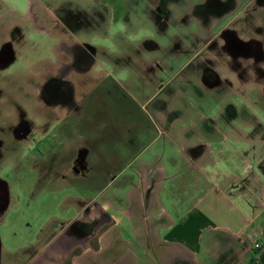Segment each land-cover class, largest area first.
Returning <instances> with one entry per match:
<instances>
[{"label": "rangeland", "instance_id": "obj_1", "mask_svg": "<svg viewBox=\"0 0 264 264\" xmlns=\"http://www.w3.org/2000/svg\"><path fill=\"white\" fill-rule=\"evenodd\" d=\"M25 1L0 2L19 13ZM104 3L117 6V0ZM139 3L144 9L130 13L129 25L125 19L108 24V19L89 17L80 25L65 23L88 41L95 35L89 42L94 52L83 43L82 74L65 77L75 91V111L44 114L50 121L63 118L49 129L59 131V137L51 136L46 147H33L49 148L43 154L21 151L16 156L15 178L3 187L5 195L11 194L0 226L3 260L14 255L26 260L49 240L48 252L64 264H190L170 259L169 248L160 244L165 234L170 239L191 229L187 202L192 185L203 178L190 168L191 146L208 134L211 139L225 136L218 148L220 163L211 156L195 159L214 167L207 173L212 183L236 186L239 177L250 179L252 171L264 176V58L234 59L236 41L253 38L257 27L264 35L253 7L241 6L224 25L213 20L202 26L193 23L181 3L169 0V16L154 12L159 0ZM261 14L264 18V10ZM29 38L25 45L34 47L35 55L47 56L43 45L35 44L42 37ZM66 54L55 56L49 69L57 60L68 67ZM1 136L6 149L20 152L19 143ZM7 155L0 161L5 170L12 166ZM144 160L152 166L142 167ZM158 166L163 173H156ZM220 205L215 204L217 217L208 215L213 217L209 232L211 223L224 221ZM174 208L181 210L176 227L164 230L169 221L162 209L176 218Z\"/></svg>", "mask_w": 264, "mask_h": 264}, {"label": "flooded vegetation", "instance_id": "obj_2", "mask_svg": "<svg viewBox=\"0 0 264 264\" xmlns=\"http://www.w3.org/2000/svg\"><path fill=\"white\" fill-rule=\"evenodd\" d=\"M104 1L67 0L65 2L64 0H55L53 2L52 0H26L25 9L19 13L14 8L7 7L0 2L2 5L0 8V161L8 154L6 162L12 165L6 168L7 170L4 169L3 165H0V171L4 169L7 172L4 178L0 177V226H3L4 215L7 213L11 198L10 193L5 195L6 190L3 187L10 185L9 183L12 180L9 178H15L16 156L21 155V151L30 153L33 156L34 154H43L49 150L47 148L43 152L39 148L32 151L35 146H43L44 144L45 147L48 146L51 136L54 138L59 137V131L52 132L49 129L55 122L59 123L63 118L50 121L44 114L46 112L47 114L49 112L62 113V111L64 113L67 108L69 110L72 108L75 111L77 107L74 88L65 83V77L69 74L79 76L82 73L81 64L84 57L81 54L82 45L77 42L82 35L65 28V23L70 26L80 25L89 17L91 20L108 19V24H118L119 21L125 19V23L129 25L132 23L131 20L133 21L129 17L130 13L133 10L144 9L142 3H139L140 0H117V5L122 7V12H120V15H116L111 11L113 4H107ZM172 1H174V4L181 3L182 5L179 6L182 8L186 6L193 23L202 26L208 25L213 20L223 22L222 25H224L233 13L239 12L241 6H250L253 7L252 12H254L257 20L262 23L261 26L264 29V18L262 14L259 15V11L264 10V0ZM240 1L243 2V5L240 4ZM148 6L150 10L155 8L152 4ZM156 10L163 11L169 16L172 11L169 0H159L154 12ZM125 23H122V25ZM121 27L124 28V26ZM255 33L256 36L253 38L250 36L245 37L246 41H236L235 47H238V50H235L236 56H234V59L241 56L252 57L257 55L264 58V52L261 51V47L264 46L262 40V37H264L262 35L263 30L257 27ZM31 36L42 37V40L35 42V44L38 46L42 44V48L46 49L47 56L35 55L34 47L32 49L25 45L24 40H29ZM95 38L96 36L93 35L88 41L84 36L87 41L86 44L89 45V42ZM66 40L71 45H66ZM104 41H106V38ZM89 49L94 52V48H91V46ZM65 54L70 60L68 67L64 64L60 66L61 63L57 60V66L49 69L47 64L49 65L55 56L62 55L64 58ZM91 58L93 57H89L90 60ZM94 59L92 60L95 62ZM93 65L95 66L93 63L91 67ZM50 70H54L55 75L50 76ZM212 76L216 77V74L212 72ZM223 122L222 124H225V121ZM4 133L20 144V152H11L6 149L1 136ZM23 140H29V145L23 143ZM13 157L15 158L11 163ZM13 184L11 185L13 186ZM95 226H98V219ZM43 233H45L43 230L39 231V234L42 235ZM12 235L16 236L15 230H12ZM48 243L49 240L41 245L28 259L21 262L13 258L15 255L12 258L8 257L3 260V243L0 234V264H34V262L64 264V259L59 260L57 258L53 260L54 255L48 252L50 251ZM38 258L43 259L37 260V262L36 259Z\"/></svg>", "mask_w": 264, "mask_h": 264}, {"label": "crops", "instance_id": "obj_3", "mask_svg": "<svg viewBox=\"0 0 264 264\" xmlns=\"http://www.w3.org/2000/svg\"><path fill=\"white\" fill-rule=\"evenodd\" d=\"M111 11L116 15H120L122 7L112 5ZM77 42L81 45L87 43L83 35ZM90 46L93 48L91 43ZM206 136L199 144L191 146V149H195V152L192 159L189 160L190 168L192 171L203 174L202 180L196 181L192 185L193 190L187 202L186 212L189 215L188 223L191 229L180 235L176 233L170 239L165 234L161 238L162 243L160 246L169 248L167 251L171 255L170 259L187 260L190 264H206V262H211V264H252V242L255 235L259 233L264 235V176L251 170L250 179L245 180L246 176L244 178L239 177L236 186L227 187L221 182V185L212 183L207 173L214 167L209 165L208 162H202L199 165L197 164L199 162H195V159L201 156L204 160L207 156H211L215 159L217 157L216 160L214 159L216 165L220 163L221 154L218 148L226 141V138L222 136L221 139H211L209 134ZM140 164L142 167L152 166V163L147 160ZM158 167L160 168L157 169L156 173H163L164 169L161 166ZM145 188H147L145 191L151 189L146 184ZM251 197L254 202L250 201ZM215 204L223 206L222 217L224 221H219L218 225L211 223V232H216V235H213L208 229L209 222L213 217L208 215L218 216V213H214ZM226 207L229 209H226ZM162 212V216H167L169 221L168 224L164 225V230H173L176 227L175 220H178L177 217L181 213L180 208H174L173 210L176 218L171 212L168 213L164 209H162ZM258 220L260 223H257ZM249 225L251 228L247 230ZM256 260L257 264H264V247Z\"/></svg>", "mask_w": 264, "mask_h": 264}, {"label": "built area", "instance_id": "obj_4", "mask_svg": "<svg viewBox=\"0 0 264 264\" xmlns=\"http://www.w3.org/2000/svg\"><path fill=\"white\" fill-rule=\"evenodd\" d=\"M263 247H264V235L262 233H259L255 235V238L252 242V247H251V251L253 255L252 264L258 263L256 257L261 253Z\"/></svg>", "mask_w": 264, "mask_h": 264}]
</instances>
